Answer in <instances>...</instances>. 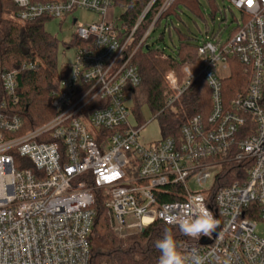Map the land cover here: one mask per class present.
Listing matches in <instances>:
<instances>
[{"label": "built area", "instance_id": "1", "mask_svg": "<svg viewBox=\"0 0 264 264\" xmlns=\"http://www.w3.org/2000/svg\"><path fill=\"white\" fill-rule=\"evenodd\" d=\"M122 1L10 0L12 9L1 15L24 25L83 10L98 21L74 18L75 55L52 93L55 117L15 136L23 122L7 113L6 100L0 102V264H91L96 190L119 234L155 221L179 228L202 200L219 225L210 237H187L181 252L198 254L203 264H264V0H225L229 5L219 6L222 16L212 21L218 28L201 38L193 34L198 62L167 71L165 108L200 77L211 90L212 108L190 117L177 137L149 144L140 135L147 123L130 120V96L141 84L133 57L139 48L159 50L163 59L174 56L172 39L169 53L148 39L164 18V32L172 36L173 18L165 14L175 0H139L145 5L132 28L120 17L107 19L113 7L128 9ZM236 66L242 68V89L224 94ZM34 67L23 62L20 69L0 70L9 100H18L19 72ZM12 152L34 168L16 165ZM225 164L239 165L235 180L215 188Z\"/></svg>", "mask_w": 264, "mask_h": 264}, {"label": "trees", "instance_id": "2", "mask_svg": "<svg viewBox=\"0 0 264 264\" xmlns=\"http://www.w3.org/2000/svg\"><path fill=\"white\" fill-rule=\"evenodd\" d=\"M206 1L210 6V18L215 21L219 13L217 0ZM119 5L128 7L120 16V20L132 28L145 3L139 0H124L119 2ZM182 6L198 15H203V5L200 0H175L165 16L170 15L180 19ZM12 7L10 0H0V70L6 72L20 69V64L23 62L35 64L33 69L20 71L18 74L17 102L8 99L0 78V102L6 100L7 113L19 116L23 122L21 130L14 134L19 136L35 130L55 117L56 111L51 106L52 93L56 90L58 80L69 73L66 65L59 68L58 51L62 44L68 46V43L61 44L56 36L45 30V21L51 18H39L24 25L2 19V13ZM157 7L158 4L151 13L152 16ZM144 30L145 26L138 30L137 36L140 37ZM175 31L178 44L173 57L163 59L160 51L153 48L146 51L139 48L133 57V64L138 67L141 75L140 86L130 96L133 101L131 111L136 119V125L143 126L147 123L142 112L143 104L147 103L155 115L162 117L163 137H177L190 117L197 113L208 114L212 108L211 90L202 77L198 78L176 101L175 113L168 112L169 108H165L164 94L168 90L165 79L167 71L175 69L180 72L183 64L198 62V41L194 37L195 34L190 31L183 32L176 26ZM73 42L77 43V40L74 38ZM242 79V68L233 67L232 75L224 81V94L232 95L238 89H242ZM12 153L16 165L25 164L27 168H34L30 160ZM237 168H239L237 164H225L221 173L223 177L218 178L215 188L231 184L235 180ZM94 193L96 217L91 236V264H153L159 257V252L154 246L155 242L161 238L165 229L171 231L180 251L188 241L187 236L183 235L178 227L168 226L161 221H155L135 234L118 238L108 222L104 195L100 190Z\"/></svg>", "mask_w": 264, "mask_h": 264}, {"label": "rangeland", "instance_id": "3", "mask_svg": "<svg viewBox=\"0 0 264 264\" xmlns=\"http://www.w3.org/2000/svg\"><path fill=\"white\" fill-rule=\"evenodd\" d=\"M203 2V15H198L194 13L193 11L185 8L182 6L181 10L183 11L180 14V19L176 18L175 16H171L173 18L174 25L179 28L183 32H193L194 34H197L202 37L203 33L206 31V29H209L210 32H212L214 29L218 28V22H212L210 18V6L207 4L206 0H202ZM217 4L222 7L223 5L228 6L229 3L225 0H217ZM125 8V7H124ZM120 6L113 7L108 11L107 19H115L118 21L119 17L124 13L125 9ZM235 11V10H233ZM236 17H239L240 14L235 11ZM222 15L221 13H217L216 19L220 18ZM227 17H229L232 20L231 13L228 12L226 14ZM74 18L78 19V22L80 24H87L94 21H98V16L92 12L79 10L74 12V14H70L67 16L66 19L60 20V19H50L46 20L44 27L45 30L52 35L56 36L62 43H68V46H64L63 44L59 48L58 51V66L59 68H62V66L70 64L73 60V57L75 55V47L76 43L73 42L74 36H75V27H74ZM166 19H163V26L165 24ZM224 25V23H222ZM158 27L155 29L154 32L151 33L150 38L148 39V43L154 47V48H160L165 50L167 53H169L172 50V40L176 44H178V36L176 31L172 32V36L170 37L168 33H165L164 27ZM232 29V27L227 28L224 34V38L227 37V33ZM164 36V39L162 37ZM172 39V40H171ZM69 47V48H68ZM146 51V48L145 50ZM130 106H133V101H130ZM177 110V104L172 105L168 112L175 113ZM142 112L144 115L145 121H147V124L144 126V128L141 130V139L143 142L149 144L154 141H158L163 138V130L161 126V116L155 115L149 105L147 103L143 104L142 106ZM132 124H136V119L134 117V114L132 113V116L130 118ZM216 172L214 171L213 177L207 181L204 182V186L206 189H210L211 186H213L214 183V175ZM191 186L194 189H197V186L193 183H191ZM114 234L119 238H123L126 235H132L137 233L136 231L133 232H126L125 234H119L115 231H113Z\"/></svg>", "mask_w": 264, "mask_h": 264}, {"label": "clouds", "instance_id": "4", "mask_svg": "<svg viewBox=\"0 0 264 264\" xmlns=\"http://www.w3.org/2000/svg\"><path fill=\"white\" fill-rule=\"evenodd\" d=\"M18 2L23 3L24 0H18ZM218 225L219 221L214 214L200 200L197 205L191 206L190 214L180 220L179 230L183 235L191 238L210 237ZM154 246L159 252L158 264H203L198 254L192 256L183 254L173 234L167 229Z\"/></svg>", "mask_w": 264, "mask_h": 264}, {"label": "snow or ice", "instance_id": "5", "mask_svg": "<svg viewBox=\"0 0 264 264\" xmlns=\"http://www.w3.org/2000/svg\"><path fill=\"white\" fill-rule=\"evenodd\" d=\"M249 4H251L252 0H248Z\"/></svg>", "mask_w": 264, "mask_h": 264}, {"label": "crops", "instance_id": "6", "mask_svg": "<svg viewBox=\"0 0 264 264\" xmlns=\"http://www.w3.org/2000/svg\"><path fill=\"white\" fill-rule=\"evenodd\" d=\"M200 1H201V4L203 5V2H202V0H200ZM66 18H67V17H66ZM66 18H65V19H66Z\"/></svg>", "mask_w": 264, "mask_h": 264}]
</instances>
